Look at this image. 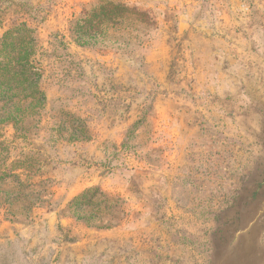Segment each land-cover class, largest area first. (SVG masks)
Segmentation results:
<instances>
[{"label":"rangeland","instance_id":"374dc122","mask_svg":"<svg viewBox=\"0 0 264 264\" xmlns=\"http://www.w3.org/2000/svg\"><path fill=\"white\" fill-rule=\"evenodd\" d=\"M262 49L264 0H0V264H264Z\"/></svg>","mask_w":264,"mask_h":264},{"label":"crops","instance_id":"0c3cea01","mask_svg":"<svg viewBox=\"0 0 264 264\" xmlns=\"http://www.w3.org/2000/svg\"><path fill=\"white\" fill-rule=\"evenodd\" d=\"M260 51L263 52L264 49L258 50V52L254 54L255 57L253 56L252 58L253 60L252 65L254 64L255 58L260 59V53H261ZM121 141L122 140L118 142V145L121 144ZM60 156L61 157L55 158L57 162L56 164L54 163V161H51L53 162L52 165L54 167L53 173L57 177L56 180L54 181V184H56L55 186H57L55 188H58V189L54 191V193L51 194V204L49 208H54L58 210L54 211L53 213L49 212L48 216L44 217V220L45 219L47 220L43 222V225L46 226L49 230L50 229L53 230L54 225L57 226L55 227L57 229L59 226L62 225V223H65L66 226L72 223V220H69V218L66 216L58 217L57 213L61 209L68 208L69 203L73 201V199L77 198L80 194H82L85 189L95 184L101 185L102 187H104L102 184L103 180L100 182L94 177L86 178V175H85L86 169L84 170L83 168H80L81 166H77L79 168L75 166L70 167L69 163L67 162L68 160H66L67 158H63V155H60ZM60 158H63V160H61ZM151 216L153 215L151 214ZM37 222H40V220ZM48 235L49 236H67V233L66 231L62 230V231H58V233L48 232ZM259 236H264V229L260 231Z\"/></svg>","mask_w":264,"mask_h":264}]
</instances>
